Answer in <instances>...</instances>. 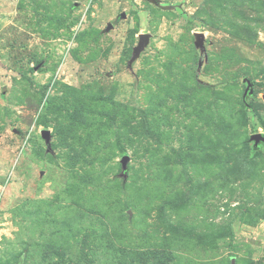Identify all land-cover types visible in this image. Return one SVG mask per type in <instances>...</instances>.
Segmentation results:
<instances>
[{
    "label": "rangeland",
    "instance_id": "374dc122",
    "mask_svg": "<svg viewBox=\"0 0 264 264\" xmlns=\"http://www.w3.org/2000/svg\"><path fill=\"white\" fill-rule=\"evenodd\" d=\"M258 133L264 0H0V264H264Z\"/></svg>",
    "mask_w": 264,
    "mask_h": 264
},
{
    "label": "water",
    "instance_id": "95a60500",
    "mask_svg": "<svg viewBox=\"0 0 264 264\" xmlns=\"http://www.w3.org/2000/svg\"><path fill=\"white\" fill-rule=\"evenodd\" d=\"M151 36L149 34H141L139 36V42L138 45L134 48L133 50V57L131 59V62L134 61L139 57V55L145 50V48L149 45ZM199 38V47L203 48V35H198ZM246 83L248 85V88L245 92V96L248 94V92L252 89V84L246 80ZM43 137L46 140V142L49 144L50 143V133L49 131H44L43 132ZM250 143H253V148L254 150H258L260 146H264V134H254L250 137ZM129 158L125 156L122 160V170L126 171L127 164H128ZM124 175V173L122 174ZM231 264H236L235 263V258L231 259Z\"/></svg>",
    "mask_w": 264,
    "mask_h": 264
},
{
    "label": "trees",
    "instance_id": "16d2710c",
    "mask_svg": "<svg viewBox=\"0 0 264 264\" xmlns=\"http://www.w3.org/2000/svg\"><path fill=\"white\" fill-rule=\"evenodd\" d=\"M254 151H256V150H254ZM247 156V155H246ZM243 157V156H239V157H237V164H236V167H237V169L238 170H242L244 167H247L248 166V162L250 161V160H248V159H250V157ZM132 256V255H131ZM130 256V257H131ZM126 257H128L127 255H126V253L125 254H123L122 255V258H126ZM132 258V257H131ZM133 259H135V258H133Z\"/></svg>",
    "mask_w": 264,
    "mask_h": 264
}]
</instances>
